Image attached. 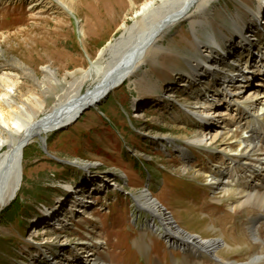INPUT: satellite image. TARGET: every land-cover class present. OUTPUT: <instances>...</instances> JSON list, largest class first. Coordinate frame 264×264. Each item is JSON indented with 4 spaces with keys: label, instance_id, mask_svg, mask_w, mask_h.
Here are the masks:
<instances>
[{
    "label": "rangeland",
    "instance_id": "obj_1",
    "mask_svg": "<svg viewBox=\"0 0 264 264\" xmlns=\"http://www.w3.org/2000/svg\"><path fill=\"white\" fill-rule=\"evenodd\" d=\"M63 1L68 8L63 7ZM130 1L0 0V73L13 68L23 92L39 91L36 80L16 65L20 60L51 85L45 108L36 113L43 116L57 95L65 99L77 90L80 81L77 85L70 82L81 77L100 52L121 35L123 24L133 23L135 11L145 0ZM241 1L254 9L258 6V0L214 1L218 6L210 25L214 23L215 28L228 33V11L236 16L240 10L249 16ZM259 36L264 40V29ZM206 37L201 31L204 46L208 44ZM193 40L184 19L160 40L168 48L159 55L160 65L144 63L133 82L124 81L76 122L51 131L46 142L38 137L24 148L20 190L15 200L0 210V264H68L75 257L86 259L93 248L91 257L103 258L109 264H180L183 255L178 245L151 229L141 238L152 214L136 199L147 189L174 213L186 231L205 237H217L222 231L231 247L223 246L221 254L240 260L250 256L251 249L241 238L250 204L244 207L246 213L237 215L230 208L234 197L224 196L223 189H216L207 175L221 162L219 143L205 147L189 144L187 168L175 147L176 143L185 145L186 137L196 136L201 124L184 116L177 102L187 93L182 84L189 77L174 69L187 67L183 55L196 51ZM47 65L56 69L64 84L45 77L42 70ZM96 83L86 79L80 90L91 92ZM171 93L174 96L167 98ZM240 151L235 146L227 153L232 156ZM263 152L250 155L251 160H263ZM252 165L255 168H248L259 170ZM232 169L225 170L229 173L225 181ZM81 189L91 200L85 208L87 216L73 202L75 190L81 194ZM74 207L78 210L73 211ZM51 213L60 216L63 226L46 221ZM245 236L251 239L247 230Z\"/></svg>",
    "mask_w": 264,
    "mask_h": 264
},
{
    "label": "bare ground",
    "instance_id": "obj_2",
    "mask_svg": "<svg viewBox=\"0 0 264 264\" xmlns=\"http://www.w3.org/2000/svg\"><path fill=\"white\" fill-rule=\"evenodd\" d=\"M214 1L218 0L143 2L135 11L136 19L133 23L123 24L124 30L121 35L100 52L98 59L93 61L90 68L82 71L81 77L70 82L71 85L75 83L77 85L80 81L77 90L69 92L65 99L61 94L57 95L54 104L43 116H37L36 113L45 108V95L49 94L48 90L52 86L41 80L34 69L29 68L25 62L18 60L16 65L26 71V75L33 77L39 87V91L23 92L18 73L13 72V68L3 67L0 73V170L11 152L15 153L18 160H23L21 145L29 135L32 134L31 140L38 137L46 138L51 131L69 121L85 102L101 97L109 85H119L127 80L133 82L137 70L144 63L160 65L159 55L168 51L160 40L166 37L168 31L175 25L180 24L184 19L188 20L194 35L196 51L185 52L183 55V58H186V68L174 69L178 70V74L190 78L183 80L185 83L182 86L186 85L187 93L177 102L184 116L195 118L201 124L198 126L199 131L196 136L186 137L185 145L176 143L175 147L183 156L187 168L189 144L205 147L219 143L218 153L221 155H218V159L221 162L218 163L221 166L218 164L214 170H210V173L207 171L206 174L211 177L210 182L216 189H223L224 196L234 197L230 208L237 215L246 213L244 207L250 204L252 209L250 214L248 211L249 215L243 225L251 239L246 238L244 229L241 238L244 239L243 242L247 244L249 250L251 249V254L246 260L233 259L221 254L220 249L223 246L231 247L222 231L217 237H205L186 231L177 223L174 213L170 212V214L164 210L165 206L149 189L142 191L136 199L141 208L152 214L147 224H144L141 238L143 240V235L151 229L155 235H161L173 246L178 245L182 248L183 255V259L178 261L180 264H264V159L258 158L257 161H253L251 160L253 157H250V155H259L260 150L264 149V122H262L264 121V93H262L264 92V40H258L260 30L264 29V17H261L264 14V0H258L256 9L241 1L242 5L246 6L249 16L240 10H237L236 16L228 11L227 14L231 17L227 23L228 33L215 28L214 23L210 25V21L214 19V10L218 6L213 3ZM61 3L63 7L68 8V4L64 1ZM205 24L211 28L205 29L203 26ZM201 31L207 34L206 46L202 45V41L205 40L200 38ZM42 71L51 82L57 85L64 84L65 80L57 76V71L53 67L47 65ZM254 78L257 80L253 83ZM86 79L97 82L99 87L94 93L92 89L91 92L89 90L90 94L83 97L80 86ZM251 85L255 88H249ZM246 91L250 92L246 94ZM172 96L173 93L167 98L170 99ZM240 109L244 110V113ZM176 114L172 117L176 118ZM243 121L245 122L242 123ZM165 138L169 141L174 140L173 137ZM235 146L241 148L240 153L228 155V148ZM250 160L259 170L252 169L255 168L252 165L251 169L239 171L245 168L243 165L247 164V161L251 162ZM241 164L243 165L240 166ZM232 167L234 170H230V179L225 181L224 172ZM214 172H217V175ZM21 176L16 194L22 184L23 171ZM82 190L79 192L81 193ZM75 193L79 199L74 201V205L79 206V212L85 211L91 203L90 197L79 194L76 190ZM221 198L214 200L218 202ZM9 201V195H3L0 198V210ZM46 221L61 224L56 215L53 219L47 217ZM218 222L221 226L224 225L221 218ZM37 230L38 228L34 233ZM93 255L94 253L90 251L86 259L75 257L68 264H109L103 258L91 257Z\"/></svg>",
    "mask_w": 264,
    "mask_h": 264
},
{
    "label": "water",
    "instance_id": "obj_3",
    "mask_svg": "<svg viewBox=\"0 0 264 264\" xmlns=\"http://www.w3.org/2000/svg\"><path fill=\"white\" fill-rule=\"evenodd\" d=\"M121 84H119V85H121ZM119 85H109V87L106 89V91L104 92V94L101 97L96 98L93 101L85 102L83 105H81V107L79 108V111L69 121L60 125L58 128H63V129L66 128L69 124L76 122L79 119V117L82 116L86 111L94 109L95 107L99 106V104L104 99L109 97V94L113 91L112 89H114L115 87H118ZM98 87L99 86L97 84L95 86H93L92 92L94 93L95 91H97ZM89 94L90 93H88V91H87L83 94V97H86ZM31 139H32V134L29 135L28 137H26V139L24 140V142L21 145V153H22V149L24 150V148L28 144H30L34 141ZM40 139L43 142H46L47 138L40 137ZM22 163H23V160H21V159L18 160V158L15 157V153L11 152L7 161L1 167V170H0V198L3 195L8 194L9 198H10V201L8 204H10L13 200H15V197L17 196L16 190L19 187V184H20L19 182L21 180V177H22L21 174L23 171ZM164 210H166L168 213H170V211L167 210L166 208H164Z\"/></svg>",
    "mask_w": 264,
    "mask_h": 264
},
{
    "label": "crops",
    "instance_id": "obj_4",
    "mask_svg": "<svg viewBox=\"0 0 264 264\" xmlns=\"http://www.w3.org/2000/svg\"><path fill=\"white\" fill-rule=\"evenodd\" d=\"M145 1H147V0H145ZM130 2H132V4L134 3L135 4V2H139L138 0L136 1V0H131ZM144 2V1H143Z\"/></svg>",
    "mask_w": 264,
    "mask_h": 264
},
{
    "label": "trees",
    "instance_id": "obj_5",
    "mask_svg": "<svg viewBox=\"0 0 264 264\" xmlns=\"http://www.w3.org/2000/svg\"><path fill=\"white\" fill-rule=\"evenodd\" d=\"M16 203H17V201H14V202H13V205H16ZM13 205H12V206H13Z\"/></svg>",
    "mask_w": 264,
    "mask_h": 264
}]
</instances>
